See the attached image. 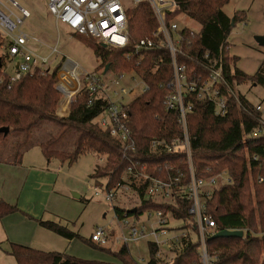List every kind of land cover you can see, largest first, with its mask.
Returning <instances> with one entry per match:
<instances>
[{
	"label": "trees",
	"instance_id": "16d2710c",
	"mask_svg": "<svg viewBox=\"0 0 264 264\" xmlns=\"http://www.w3.org/2000/svg\"><path fill=\"white\" fill-rule=\"evenodd\" d=\"M228 2L229 0H180L179 14H185L200 26V30L193 36L189 31L183 32V46L191 60L183 58L181 61L186 60L189 68H195V63L200 61L207 67H216L222 61L228 82L235 80L239 86H261L264 96V59L257 73L249 76L236 66L235 59L231 58L228 51L232 29L246 19L244 14L233 18L226 16L223 9ZM129 25L131 39L135 42L150 37L157 26L153 11L147 4L137 5L129 12ZM72 37H77L93 50L101 62L98 71L106 73L105 69L109 66L108 72H112L115 77L133 74L148 87L134 101L123 104V109L130 115L128 129L137 148L133 159L147 165V172L153 177L165 180L169 179L166 169L174 166L172 175L180 179V186L184 188L190 180L186 155L162 150L152 154L150 150L152 142L170 143L182 136L177 124L179 115L175 111L168 112L165 107L166 97L170 92L169 85L173 80L170 54L155 50L144 53L143 59L141 55H132L128 59V49H104L92 37ZM10 60L7 44L0 36V129H9L8 136L0 134V146L11 135H21L13 146L12 159L8 155L6 160L19 165L25 153L33 148L30 144L33 130L44 125L42 123H50L57 126L56 134L48 141H37L34 145L42 149L48 162L58 160L62 164L73 165L81 156L96 155L102 163L95 168L91 177L93 180L108 178L106 191L119 189L130 183L132 180L126 174L129 163L123 157L125 146L112 137L111 131L103 129L99 122L110 102L96 97L90 105L88 89L84 88L70 106L68 118L61 119L57 116V111L62 104V96L57 85L62 62L45 73H42L41 67H35L32 74L10 84V74L6 71ZM258 105L264 108V98ZM229 112L227 117L219 118L213 113L211 104L193 99V112L188 117L195 174L204 180L227 174L230 180L228 184H218L210 195L204 193L202 202L205 214L215 222L216 235L233 231L244 233L242 238H214L216 235L207 237L209 264H264L263 113L256 111V104L244 95H240L239 101L235 97L230 99ZM71 131L76 132L75 149L71 152L56 149L55 145ZM4 156L6 154L0 157ZM136 191L135 207L128 209L113 206L119 221L131 218L138 222L148 214L162 212L164 216H169L171 222H183V227L178 229L181 242L173 248L171 261H167L169 256L164 260L157 258L159 247L149 243L151 257L147 264H159L161 261L164 264H202L198 224L189 214L192 204L186 200V195L177 197L175 203L165 204L146 200L144 187ZM81 200L85 202L83 198ZM133 209H136V213H132ZM19 212L16 207L0 200L1 218ZM38 223L65 240L80 239L60 222L39 220ZM184 234L188 237L184 238ZM86 242L95 249L100 248L114 256L117 263L113 264H138L129 252V246H122L117 252H112L111 246L100 247L93 244L92 240ZM9 254L18 264H112L80 260L70 255L45 252L18 244H12Z\"/></svg>",
	"mask_w": 264,
	"mask_h": 264
},
{
	"label": "built area",
	"instance_id": "2783aa9c",
	"mask_svg": "<svg viewBox=\"0 0 264 264\" xmlns=\"http://www.w3.org/2000/svg\"><path fill=\"white\" fill-rule=\"evenodd\" d=\"M47 10L53 17L56 27L63 24L67 27L72 35L83 37H92L101 46L113 50H129L126 54L129 59L132 55H141L143 59L144 53L152 51H166L171 57V66L173 69V80L169 85L170 92L166 97V110L175 111L178 117V127L182 136L168 142L155 141L150 145L152 154L157 151H166L168 153L185 154L189 166L190 180L183 188L180 186V179L174 178L172 171L174 166L166 169L168 180L164 178L153 177L147 172V165H142L141 161H134L137 148L128 129L130 115L127 110L123 109L124 98L130 92L123 88L120 92L113 90L115 86H119L118 81H107L105 73L94 72L91 75L81 78L78 72V65L67 61H62V66L58 71L57 90L62 96V104L60 105L57 115L59 118H68L70 106L74 103L78 93L84 88L88 89L91 98L98 97L104 101H109L110 106L106 113L101 116L100 126L111 131L112 137L118 139L123 146L124 158L129 163L126 174L130 176V183H126L119 189L106 191V200L113 203L119 195L120 190L133 192V198L136 199V189L144 187V197L146 200H153L159 203L172 204L175 203L177 197L186 195V200L191 202L189 214L196 219L198 224V234L201 241L200 253L202 264H209L208 249L206 246L207 237L216 235V224L207 216L204 211L202 202L204 193L210 195L213 189L217 187L220 179H225L227 184L230 183L227 174L220 175L216 179L204 180L199 179L195 174L194 159H192V144L190 137V129L188 128V117L193 112V99L197 102L209 103L213 106V113L219 118H225L229 115V102L232 97L238 101L240 95H243L240 86L235 80L228 82L225 76V69L221 63L215 67L206 66L203 61L195 63V68H189L187 61L191 60L189 53L184 48L185 38L183 32L189 31L191 35L197 34L196 31L189 27L180 26L181 23L189 20V18L181 13L179 14L180 0H46ZM140 4H147L153 11L156 29L151 33L150 37L137 40L135 42L130 36L129 12ZM17 6V3L14 2ZM1 8V3H0ZM22 20L20 25L30 19L31 13L20 9ZM59 29V27H58ZM0 36L9 49V59L16 63L15 75L10 76L9 83L14 84L23 77L34 72L35 67H41L42 73L52 69L51 58L54 54H58V45L51 49L49 55L38 54V51L32 47V37L22 32L18 23L12 16L6 15L0 9ZM207 58V57H206ZM201 67V68H199ZM203 68V69H202ZM124 75L116 77L122 79ZM109 85L107 86V84ZM144 85V84H143ZM141 93L148 90L144 85ZM256 111L263 113L262 105L256 104ZM264 122V120H263ZM102 162V161H100ZM179 171V170H178ZM184 176H182L183 178ZM262 183V180H260ZM181 190V191H180ZM127 191V192H126ZM183 193V194H182ZM98 195V193H97ZM146 217V216H145ZM148 218L155 217L157 224L151 225L149 228L145 224H141L142 220L136 222L131 218H125L119 223V231L117 234L111 228L97 227L95 233L91 236L93 244L102 247H109L117 244L119 246H139L144 240L153 238L154 245L159 247L157 258L164 260L165 257L173 255V248L181 242L180 235H176L171 239H164L171 230L174 222L169 216H164L162 212L148 214ZM184 238L188 236L183 235ZM171 261V257L167 259ZM159 264H164L163 261Z\"/></svg>",
	"mask_w": 264,
	"mask_h": 264
},
{
	"label": "rangeland",
	"instance_id": "374dc122",
	"mask_svg": "<svg viewBox=\"0 0 264 264\" xmlns=\"http://www.w3.org/2000/svg\"><path fill=\"white\" fill-rule=\"evenodd\" d=\"M14 2L17 3V6L14 5ZM0 3L1 11L6 15L12 16L14 22L18 23L20 30L32 37L31 45L38 51V54L49 55L51 49L56 48L59 40V53L54 54L51 58L52 68L62 61L64 63L70 61L78 65V72L82 75V79L84 76L98 71L101 62L97 59L93 50L77 37L73 38L70 30L63 24L58 26L59 29L56 27L55 20L47 10L46 0H0ZM20 9L31 13L30 19L21 25L19 21L23 17ZM223 11L231 18L242 14L246 17L244 21L238 23L232 29L229 35L230 56L235 59L236 66L242 72L249 76H254L264 59V47H261L256 42L257 37H264V0H229ZM180 26L189 27L196 32L200 30L199 24L197 22L194 23L190 19L181 23ZM16 63L17 61H10L7 65L6 71L10 76L15 75ZM98 73L104 74L103 71H98ZM105 77L107 81L119 82V86H115L113 90L120 92L125 88L130 92L123 99L126 103L138 98L145 87L140 78L133 74H125L122 79H119L112 72H107ZM240 90L254 104L258 105L264 98L261 86L244 84L240 87ZM42 124L44 125L36 127L32 132L33 138L30 144L33 145L34 149L32 148V151L26 154L27 157L42 156L40 149L36 148V146L34 147L35 143L41 140L46 142L57 132V126L50 123ZM42 130L44 132H41ZM20 136V134H13L0 146V156L6 154V156L0 157V160L7 159L8 155H10L9 159H12L13 146L19 141ZM75 140L76 132L71 131L62 141L55 145V148L71 152L75 149ZM44 162L45 169L49 171L46 177L47 181L52 179L51 185L54 186L55 192L61 195L47 209V211L51 212L46 215V220L62 223L63 226L68 227L73 233L77 234L80 239L70 243L47 230L45 237L41 239L43 240L41 245H46L47 248H41L48 251L55 250L53 252L70 255L80 260L117 263L114 256L101 251L100 248L95 249L86 241L91 240V236L95 233L97 227L111 228L115 233H120V222L115 216L113 206H121L128 209L135 207L137 201L132 197L134 195L133 192L124 194L125 191L120 190L113 203L107 202L106 186L109 184V179L100 178L99 180H93L91 177L95 168L102 163L96 155L81 156L77 163L73 165L69 163L62 164L58 160H53L48 166L46 161ZM36 167L42 168V166ZM226 179V176L225 179H220L218 184H227ZM141 224H145L149 228L151 225L155 226L157 220L155 217L148 218L146 216ZM170 227L172 231H169L164 239H171L179 235L178 229L183 227V222H174ZM153 241L154 239L151 237L144 240L137 247L129 245V252H131L138 264H147L149 262L151 255L148 251V244L153 243ZM120 248L121 246L117 244L111 246L112 252H117Z\"/></svg>",
	"mask_w": 264,
	"mask_h": 264
},
{
	"label": "crops",
	"instance_id": "0c3cea01",
	"mask_svg": "<svg viewBox=\"0 0 264 264\" xmlns=\"http://www.w3.org/2000/svg\"><path fill=\"white\" fill-rule=\"evenodd\" d=\"M228 50L231 51L230 43ZM39 149L42 152V149ZM30 151L32 150L25 153L19 165L6 159L0 160V200L20 211L0 217V264H18L9 254L12 244L25 245L45 252L55 251L41 248H47L46 245H41V239L45 237L47 230L38 223L39 220L47 221L46 215L51 212L47 209L61 197L51 185L52 179L47 181L46 178L49 171L45 169L44 161L49 166L53 160L48 162L43 152L42 156L27 157L26 154ZM73 241L75 240L69 242Z\"/></svg>",
	"mask_w": 264,
	"mask_h": 264
},
{
	"label": "water",
	"instance_id": "95a60500",
	"mask_svg": "<svg viewBox=\"0 0 264 264\" xmlns=\"http://www.w3.org/2000/svg\"><path fill=\"white\" fill-rule=\"evenodd\" d=\"M256 42L257 44H259L261 47H264V37H257L256 38ZM104 49H106V46H102ZM109 66H107V68L105 69L106 73L108 72ZM9 129L8 128H3L0 129V134H5L6 136H8L9 134ZM79 197V196H76ZM132 213H136V209L132 210ZM239 237L242 238L244 236V233H242L241 231H233V232H220L218 233L216 236H214V238H218V237Z\"/></svg>",
	"mask_w": 264,
	"mask_h": 264
}]
</instances>
